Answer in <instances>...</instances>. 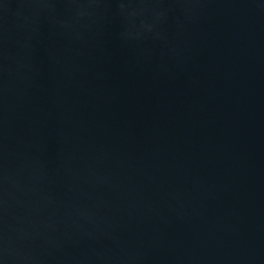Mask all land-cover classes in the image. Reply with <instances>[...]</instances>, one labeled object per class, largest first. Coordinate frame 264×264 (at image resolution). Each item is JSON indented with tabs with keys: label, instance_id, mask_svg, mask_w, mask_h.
Masks as SVG:
<instances>
[{
	"label": "water",
	"instance_id": "water-1",
	"mask_svg": "<svg viewBox=\"0 0 264 264\" xmlns=\"http://www.w3.org/2000/svg\"><path fill=\"white\" fill-rule=\"evenodd\" d=\"M0 264H264V0H0Z\"/></svg>",
	"mask_w": 264,
	"mask_h": 264
}]
</instances>
